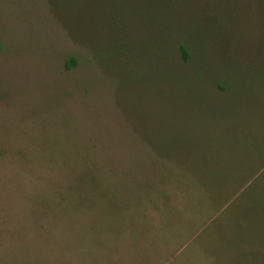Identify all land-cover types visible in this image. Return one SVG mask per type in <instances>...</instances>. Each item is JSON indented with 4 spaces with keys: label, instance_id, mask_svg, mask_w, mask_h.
<instances>
[{
    "label": "rangeland",
    "instance_id": "rangeland-1",
    "mask_svg": "<svg viewBox=\"0 0 264 264\" xmlns=\"http://www.w3.org/2000/svg\"><path fill=\"white\" fill-rule=\"evenodd\" d=\"M176 3L168 99L162 20L0 0V264H264V0Z\"/></svg>",
    "mask_w": 264,
    "mask_h": 264
},
{
    "label": "trees",
    "instance_id": "trees-1",
    "mask_svg": "<svg viewBox=\"0 0 264 264\" xmlns=\"http://www.w3.org/2000/svg\"><path fill=\"white\" fill-rule=\"evenodd\" d=\"M53 4L54 13L59 17L69 21L70 23H81L83 20H90L100 29H106L110 25H116L119 32L132 27L135 22L142 21L141 16L144 17V23L149 24V33L156 35L155 25L157 20L161 21L160 34L162 44L166 51L171 48L178 49L181 60L176 67L164 62V69L161 82L165 87H170L169 96L165 92V97L170 98V92L175 88H186L189 77L185 65L189 58L188 47L179 42V38L185 32L176 33L173 25L175 19L173 14L169 12L173 8L180 5L176 3L177 0H49ZM140 14V15H139ZM139 15V17H138ZM192 29L190 35L193 33ZM122 34V33H121ZM188 34V33H187ZM150 35V36H152ZM186 35V32L184 33ZM171 44V45H169ZM166 56V55H164ZM76 64L74 58H70L65 62V69H69L71 65ZM154 78L149 77V80ZM162 84V85H163ZM176 86V87H175ZM92 173L89 174L91 176ZM71 187V184H70ZM78 194V193H77Z\"/></svg>",
    "mask_w": 264,
    "mask_h": 264
}]
</instances>
